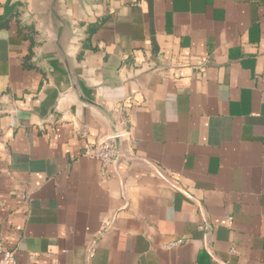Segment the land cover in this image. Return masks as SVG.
Masks as SVG:
<instances>
[{
  "label": "crops",
  "instance_id": "crops-1",
  "mask_svg": "<svg viewBox=\"0 0 264 264\" xmlns=\"http://www.w3.org/2000/svg\"><path fill=\"white\" fill-rule=\"evenodd\" d=\"M48 2L0 0L16 264H264V0H59L63 53Z\"/></svg>",
  "mask_w": 264,
  "mask_h": 264
},
{
  "label": "built area",
  "instance_id": "built-area-1",
  "mask_svg": "<svg viewBox=\"0 0 264 264\" xmlns=\"http://www.w3.org/2000/svg\"><path fill=\"white\" fill-rule=\"evenodd\" d=\"M121 126L106 135L101 136L95 143L85 141L82 147V155L97 159L102 167L108 166L116 157L118 143L125 142L128 139V130L124 121H121ZM185 243L183 238L172 241L168 244L169 247L182 245ZM0 264H16L15 252L7 248L0 242Z\"/></svg>",
  "mask_w": 264,
  "mask_h": 264
},
{
  "label": "water",
  "instance_id": "water-1",
  "mask_svg": "<svg viewBox=\"0 0 264 264\" xmlns=\"http://www.w3.org/2000/svg\"><path fill=\"white\" fill-rule=\"evenodd\" d=\"M49 13L54 18L57 26L56 41L55 44L58 50L63 53L62 41L65 34L66 22L59 10V0H49Z\"/></svg>",
  "mask_w": 264,
  "mask_h": 264
}]
</instances>
